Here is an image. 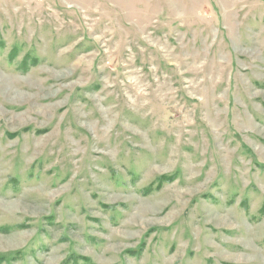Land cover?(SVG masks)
I'll list each match as a JSON object with an SVG mask.
<instances>
[{
	"label": "rangeland",
	"instance_id": "374dc122",
	"mask_svg": "<svg viewBox=\"0 0 264 264\" xmlns=\"http://www.w3.org/2000/svg\"><path fill=\"white\" fill-rule=\"evenodd\" d=\"M0 264H264V0H0Z\"/></svg>",
	"mask_w": 264,
	"mask_h": 264
}]
</instances>
